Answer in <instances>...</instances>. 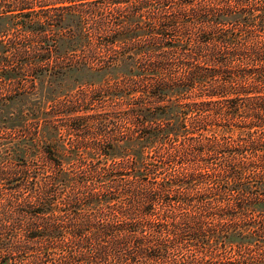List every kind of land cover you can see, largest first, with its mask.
I'll use <instances>...</instances> for the list:
<instances>
[{
	"label": "trees",
	"instance_id": "obj_1",
	"mask_svg": "<svg viewBox=\"0 0 264 264\" xmlns=\"http://www.w3.org/2000/svg\"><path fill=\"white\" fill-rule=\"evenodd\" d=\"M71 1L0 0V16L29 17L36 4L57 2L56 13L41 15L82 24L100 15L93 29L0 36V105L28 93L45 66L91 68L108 83L128 60L107 84L128 88V158L81 159L86 176L76 181L51 157L60 171L33 175L36 185L18 197L17 235L0 254L28 255L17 264H264V0H177L172 14L144 13L151 0H130L128 12L110 10L113 29L104 8ZM75 182L122 218L54 219L58 187H50Z\"/></svg>",
	"mask_w": 264,
	"mask_h": 264
},
{
	"label": "rangeland",
	"instance_id": "obj_2",
	"mask_svg": "<svg viewBox=\"0 0 264 264\" xmlns=\"http://www.w3.org/2000/svg\"><path fill=\"white\" fill-rule=\"evenodd\" d=\"M128 1L73 0L71 3L80 8H104V14H107L103 20L104 26L113 29L117 21L114 18L116 13L111 11L120 6L122 11L128 12ZM157 3L151 0L150 7L145 8L144 13L152 10L172 14L178 10L177 0H168L165 5ZM59 5V2L43 7L36 4L28 11L32 13L29 17H24L22 12L0 16V29H3L0 36L10 39L20 35L21 39L17 40L23 41L34 32V28L68 32L99 26L95 23L100 16L97 14H90L88 23L83 24L77 21L76 16L68 14L63 17L41 15L56 13L54 8ZM144 20L143 24L147 25ZM65 46L64 41L60 42V49ZM126 71L128 60L119 63L110 72V82L106 83L105 76L91 68L63 67L61 64L50 70L45 66L34 78V85L28 93L19 94L6 105H0V247L9 235H17L18 197L36 185L33 175L43 181L45 177H52L60 171V166L51 157L60 161L76 181L86 176L80 169L81 159L128 158V88L123 80L119 89L107 85L113 84L117 74ZM101 143L105 146L102 147ZM27 174L30 176H27L29 180L25 183ZM79 184L75 182L69 187L53 184L50 187L49 190L58 187V194L51 195L54 203L49 209L54 219L95 222L112 217L122 218L121 215L102 210L98 203L95 204L85 195L89 189ZM76 192H79V199L72 200L70 196ZM113 196L118 202L128 203L124 195L114 192ZM25 208L32 211L37 209L34 205ZM257 226V233L262 235L260 222ZM21 257L27 258L28 255L17 251L0 254V259L8 258L10 264H17Z\"/></svg>",
	"mask_w": 264,
	"mask_h": 264
}]
</instances>
